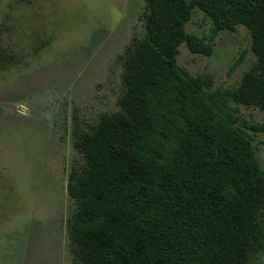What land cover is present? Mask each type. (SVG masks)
Segmentation results:
<instances>
[{
  "label": "trees",
  "instance_id": "16d2710c",
  "mask_svg": "<svg viewBox=\"0 0 264 264\" xmlns=\"http://www.w3.org/2000/svg\"><path fill=\"white\" fill-rule=\"evenodd\" d=\"M193 8L209 18L208 35L184 30ZM145 9L144 36L122 61L119 109L72 140L83 159L66 181L73 253L80 264H259L264 165L229 101L264 112V0H145ZM237 25L255 64L234 89L205 91L208 78L176 65L178 45L208 55Z\"/></svg>",
  "mask_w": 264,
  "mask_h": 264
},
{
  "label": "rangeland",
  "instance_id": "374dc122",
  "mask_svg": "<svg viewBox=\"0 0 264 264\" xmlns=\"http://www.w3.org/2000/svg\"><path fill=\"white\" fill-rule=\"evenodd\" d=\"M145 15V0H0V264H80L66 233L67 176L83 161L72 140L119 109L122 61ZM210 25L193 8L184 30L208 35ZM249 42L237 25L218 32L208 55L180 43L175 63L208 78L205 91L234 89L255 64ZM229 106L262 168L264 131L243 123L264 124V112Z\"/></svg>",
  "mask_w": 264,
  "mask_h": 264
}]
</instances>
